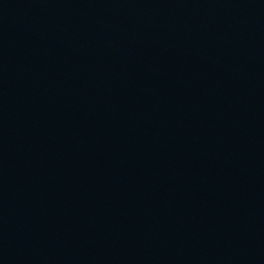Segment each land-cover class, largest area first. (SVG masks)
Returning <instances> with one entry per match:
<instances>
[{"label": "water", "instance_id": "1", "mask_svg": "<svg viewBox=\"0 0 264 264\" xmlns=\"http://www.w3.org/2000/svg\"><path fill=\"white\" fill-rule=\"evenodd\" d=\"M0 264H264V0H0Z\"/></svg>", "mask_w": 264, "mask_h": 264}]
</instances>
